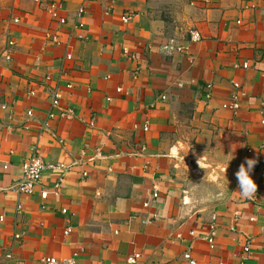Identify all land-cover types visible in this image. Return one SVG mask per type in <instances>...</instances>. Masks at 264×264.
Returning a JSON list of instances; mask_svg holds the SVG:
<instances>
[{
  "label": "crops",
  "instance_id": "obj_1",
  "mask_svg": "<svg viewBox=\"0 0 264 264\" xmlns=\"http://www.w3.org/2000/svg\"><path fill=\"white\" fill-rule=\"evenodd\" d=\"M263 95L261 0H0V264H264Z\"/></svg>",
  "mask_w": 264,
  "mask_h": 264
},
{
  "label": "built area",
  "instance_id": "obj_2",
  "mask_svg": "<svg viewBox=\"0 0 264 264\" xmlns=\"http://www.w3.org/2000/svg\"><path fill=\"white\" fill-rule=\"evenodd\" d=\"M261 1H262V4L264 5V0H261ZM83 11H84L83 7H79L77 10V14L81 15L83 13ZM130 19H131V14H129V13H124L121 16V20L123 22H128ZM61 22H64V20L61 19ZM190 38L193 41H197L200 39V35L196 30H193L190 32ZM164 47L167 49L176 48L179 50V46L174 42V40H170ZM66 58L70 59L71 55L66 54ZM242 66L244 68H246V67H248V63L243 62ZM233 87L235 88V91L230 96V102L224 104V107H229L233 110H236L239 106V96H240V94L238 93L239 84L237 82H234ZM118 90H120V89H118ZM59 99H60V94L55 93L52 100H51L52 106H57L59 104ZM67 115H69V114H67ZM53 116H54L53 112L48 113V117H53ZM247 153L251 154L252 149L247 148ZM251 158H257L258 159V162L256 163L253 172L259 171L261 183L264 184V169L260 168V164H261L260 158L258 155L252 156ZM6 167H7L6 165L3 166V168H6ZM65 167L66 166L62 163H58V164L45 163L40 158V156L33 153L25 161H23L21 164L22 179L17 184L16 191L26 193V194H32L35 191L36 187L41 182L42 175L46 169H49V170L51 169L53 171V170H61L62 168L64 169ZM83 174H85V173H83ZM61 177L62 176H60V178L58 179V182L56 184L57 186L60 185V183L62 181ZM46 195H47L46 190L41 191V198H45ZM157 195L158 194L154 192L152 194V198L157 197ZM147 204H148L147 201L144 202V205H147ZM20 209H21V205L18 204L17 210L19 211ZM62 211L66 212V209L64 208V209H62ZM2 219H3V215H0V221ZM67 230H70V228H68ZM207 240H208L209 244L212 245V243H213L212 235H209L207 237ZM250 246H251L250 242H247L246 245L243 247V251L248 252L250 249ZM7 257H10V254H7ZM137 257H138V254H135L134 256L129 257L128 260H129V262H134ZM184 257L188 260V262L190 264H195V260L191 257V254L188 250L184 252ZM76 258H77V254L74 252L72 255H70L66 258H61V259H57L54 257L47 256V257L42 258V262L44 264H77ZM218 264H224V263L219 262ZM239 264H244V262L240 261Z\"/></svg>",
  "mask_w": 264,
  "mask_h": 264
},
{
  "label": "clouds",
  "instance_id": "obj_3",
  "mask_svg": "<svg viewBox=\"0 0 264 264\" xmlns=\"http://www.w3.org/2000/svg\"><path fill=\"white\" fill-rule=\"evenodd\" d=\"M257 162V158L247 159L240 164L235 173L239 186V192L244 198H253L256 194L257 184L252 178L251 173L253 172Z\"/></svg>",
  "mask_w": 264,
  "mask_h": 264
},
{
  "label": "rangeland",
  "instance_id": "obj_4",
  "mask_svg": "<svg viewBox=\"0 0 264 264\" xmlns=\"http://www.w3.org/2000/svg\"><path fill=\"white\" fill-rule=\"evenodd\" d=\"M202 173V172H201ZM205 175V174H204Z\"/></svg>",
  "mask_w": 264,
  "mask_h": 264
}]
</instances>
